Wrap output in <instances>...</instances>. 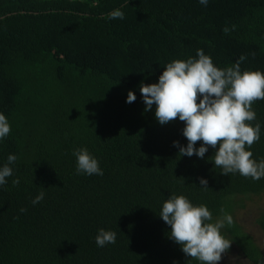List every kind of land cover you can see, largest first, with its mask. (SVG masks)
<instances>
[{"label":"trees","instance_id":"1","mask_svg":"<svg viewBox=\"0 0 264 264\" xmlns=\"http://www.w3.org/2000/svg\"><path fill=\"white\" fill-rule=\"evenodd\" d=\"M115 9L124 19L108 18ZM198 49L219 68L243 55L242 72H264V0H0V112L11 124L0 165L18 157L0 187V264H199L159 217L172 194L207 205L213 222L230 214L225 254L264 264L238 221L246 200L264 194V178L222 175L211 147L204 159L180 157L173 141L186 146L184 123L161 126L155 105L144 111L140 83H157L167 63ZM252 108L257 120L246 123L262 125L251 147L259 160L264 100ZM81 147L102 176L76 174ZM256 221L264 232V213ZM100 228L116 242L98 247Z\"/></svg>","mask_w":264,"mask_h":264},{"label":"clouds","instance_id":"2","mask_svg":"<svg viewBox=\"0 0 264 264\" xmlns=\"http://www.w3.org/2000/svg\"><path fill=\"white\" fill-rule=\"evenodd\" d=\"M208 2L199 0L204 6ZM108 18L124 19V12L115 9L108 13ZM245 59L241 55L232 66L219 68L209 55L198 49L196 57L167 63L157 83L141 82L138 87L146 106L144 111H151L155 105L154 116L161 126L177 118L184 123L182 135L187 140L186 146L173 141L180 157L195 155L204 159L211 147L215 150L214 165L221 169L222 175L239 173L260 180L264 178V158H253L251 147L260 140L262 125L258 121L254 126L246 122L257 120L252 104L264 100V72H242L240 65ZM136 99L135 91L129 90L126 103L131 104ZM10 131L9 119L0 112V141ZM198 141L201 143L197 147ZM73 155L77 175H103L99 160L86 147L77 148ZM17 159L15 154H9L7 162L0 165V187L13 175L12 166ZM19 182L18 178L12 181L13 185ZM199 184L200 188L209 189L207 179L199 178ZM44 196V191L39 192L32 204L40 203ZM159 217L171 228L169 238L180 246L186 257L199 264H219L222 254L232 244L222 231L226 224L233 223L232 216L225 214L213 222L207 205H195L184 195H170ZM116 239L115 231L100 228L95 242L98 247H104L114 244Z\"/></svg>","mask_w":264,"mask_h":264},{"label":"rangeland","instance_id":"3","mask_svg":"<svg viewBox=\"0 0 264 264\" xmlns=\"http://www.w3.org/2000/svg\"><path fill=\"white\" fill-rule=\"evenodd\" d=\"M264 213V194L246 200L245 209L238 213V221L246 228L248 232L256 239L264 251V232L257 225V219ZM219 264H248L245 260H240L234 255L222 254V260Z\"/></svg>","mask_w":264,"mask_h":264}]
</instances>
